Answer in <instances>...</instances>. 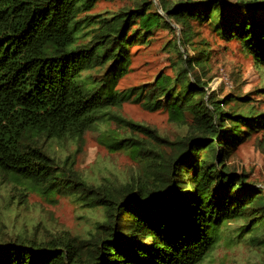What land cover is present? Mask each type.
Returning <instances> with one entry per match:
<instances>
[{
    "label": "trees",
    "instance_id": "trees-1",
    "mask_svg": "<svg viewBox=\"0 0 264 264\" xmlns=\"http://www.w3.org/2000/svg\"><path fill=\"white\" fill-rule=\"evenodd\" d=\"M95 1L0 0V176L16 190L8 204L35 190L101 212L85 235L6 233L0 264H202L231 222L233 237L264 243V181L249 182L228 162L254 135L264 150V112L226 110L228 94L207 97L202 77L211 53L187 49L193 24L206 23L264 68V1L157 0L167 17L153 0L90 15ZM166 18L181 28L168 42L175 75L117 89L128 73L129 46L146 47L158 28L172 30ZM125 102L166 110L183 132L170 140L120 118L113 110ZM112 119L125 128L109 147L136 162L122 179L93 184L45 146L80 142Z\"/></svg>",
    "mask_w": 264,
    "mask_h": 264
},
{
    "label": "rangeland",
    "instance_id": "rangeland-1",
    "mask_svg": "<svg viewBox=\"0 0 264 264\" xmlns=\"http://www.w3.org/2000/svg\"><path fill=\"white\" fill-rule=\"evenodd\" d=\"M139 1L96 0L88 14L109 16L108 12L135 8ZM153 3L159 14L167 17L157 0H153ZM166 20L172 30L158 28L152 33V41L146 47L129 46L128 73L118 80L117 89L125 90L152 82L156 77L175 75L177 57L168 42L179 38L181 28L173 20ZM193 29L196 34L192 40L194 48L188 47V54L193 56L196 49L204 47L211 53L202 77L208 83L205 87L207 97L214 95L222 100L228 94L231 101L223 106L226 110L252 107L264 112V68L257 67L236 41L220 38L212 26L193 24ZM180 51L184 52L183 49ZM113 111L120 118L152 128L170 140L178 138L183 132L179 125L168 120L166 110L148 111L140 103L125 102ZM124 128L123 123L112 119L86 132L80 142L74 139L47 141L45 146L55 157L63 160L69 158L74 168L93 184L102 182L104 178L122 179L135 167L136 162L129 152L112 149L109 144ZM257 137L261 135H254L240 145L228 162L236 173L245 174L249 182L260 184L264 181V150L255 142ZM14 186L15 182L0 176V237L6 233L26 237L34 234L41 239L61 229L71 235H85L91 230L95 219L101 216V212L83 208L71 196L46 197L35 190H30L19 205V199L9 205L7 194L16 192ZM236 226L231 222L221 230V240L202 264H264V243L254 244L246 236L233 237Z\"/></svg>",
    "mask_w": 264,
    "mask_h": 264
}]
</instances>
